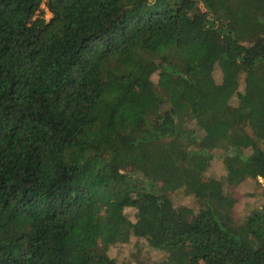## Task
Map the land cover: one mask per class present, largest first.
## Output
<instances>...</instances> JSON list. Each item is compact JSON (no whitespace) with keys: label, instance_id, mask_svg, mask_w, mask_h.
I'll return each mask as SVG.
<instances>
[{"label":"trees","instance_id":"16d2710c","mask_svg":"<svg viewBox=\"0 0 264 264\" xmlns=\"http://www.w3.org/2000/svg\"><path fill=\"white\" fill-rule=\"evenodd\" d=\"M248 177L264 0H0V264H143L110 253L132 236L167 264H264V181L243 221L227 188Z\"/></svg>","mask_w":264,"mask_h":264},{"label":"rangeland","instance_id":"374dc122","mask_svg":"<svg viewBox=\"0 0 264 264\" xmlns=\"http://www.w3.org/2000/svg\"><path fill=\"white\" fill-rule=\"evenodd\" d=\"M41 6H43V4ZM50 16V12L46 10L45 17L49 18ZM222 73V68L218 66L214 72L216 79H219L221 81V79L223 78ZM156 76V74H153L152 78L156 80ZM163 144L158 143V145ZM214 151L216 153V157L209 172L216 176L223 175L225 177V175L227 174V169L225 168L224 163L221 161V158H219V155L223 153V149L218 147ZM168 158L169 157H167L166 159ZM169 166L166 167L163 164L161 167V172L159 174L166 182H174L176 178H174L173 171ZM263 181L264 180L261 177H257V179L248 177L240 181L239 183L227 184V188L231 190V192L237 199L234 209V215L239 221H243L244 217L252 208L261 205V191L263 187ZM176 192L175 202L177 204L188 207L190 206L192 208H195V206H197L194 198L191 197V195L187 196L180 194L178 191ZM110 253L113 256H117L121 261L131 259V255L135 253L138 256V260L143 264H167L166 252L160 249L149 248L143 239L134 236H132L126 244H117L115 246H112L110 248Z\"/></svg>","mask_w":264,"mask_h":264}]
</instances>
